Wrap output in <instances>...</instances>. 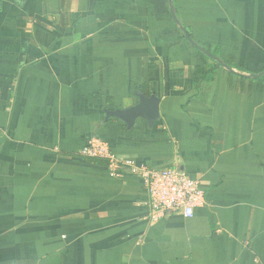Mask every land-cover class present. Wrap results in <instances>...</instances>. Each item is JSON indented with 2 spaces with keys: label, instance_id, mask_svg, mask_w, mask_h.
Listing matches in <instances>:
<instances>
[{
  "label": "crops",
  "instance_id": "1",
  "mask_svg": "<svg viewBox=\"0 0 264 264\" xmlns=\"http://www.w3.org/2000/svg\"><path fill=\"white\" fill-rule=\"evenodd\" d=\"M171 4L210 55L169 0H0V264H264V0ZM141 86L160 118L128 126ZM92 137L177 162L205 204L150 221Z\"/></svg>",
  "mask_w": 264,
  "mask_h": 264
},
{
  "label": "built area",
  "instance_id": "2",
  "mask_svg": "<svg viewBox=\"0 0 264 264\" xmlns=\"http://www.w3.org/2000/svg\"><path fill=\"white\" fill-rule=\"evenodd\" d=\"M84 157L105 159L112 176L122 177L123 169L142 180L147 193L148 218L156 221L173 215L191 217L197 206L205 204L204 191L198 178L190 176L178 163L149 165L120 156L98 137H92L80 148Z\"/></svg>",
  "mask_w": 264,
  "mask_h": 264
},
{
  "label": "water",
  "instance_id": "3",
  "mask_svg": "<svg viewBox=\"0 0 264 264\" xmlns=\"http://www.w3.org/2000/svg\"><path fill=\"white\" fill-rule=\"evenodd\" d=\"M169 3H170V12L172 14L173 20L179 25V28L183 32L186 40L191 45H193L197 50L207 55H210L206 49H204L202 46H200L191 38V36L187 33L186 29L179 23V20L177 19L174 13L171 0H169ZM223 66H227V65L223 64ZM258 75L259 74H252V76H258ZM159 103H160V98L157 97L156 95L151 94L149 96H146L144 94L139 93L138 102L136 104L127 107L125 109H118L112 111L111 114L118 117L122 121L126 122L128 126L133 125L135 120L139 117L144 118L147 121L148 125L151 126L156 120L160 118Z\"/></svg>",
  "mask_w": 264,
  "mask_h": 264
},
{
  "label": "trees",
  "instance_id": "4",
  "mask_svg": "<svg viewBox=\"0 0 264 264\" xmlns=\"http://www.w3.org/2000/svg\"><path fill=\"white\" fill-rule=\"evenodd\" d=\"M217 65H218V63H215L214 65H209V66H207V68L196 67L195 73L198 74L200 80H206L207 78H209V76L211 75V72L214 71V69L217 67ZM153 70H154V65L152 62H149V73H150V75L153 74ZM146 89H147V87H146ZM146 89L144 88V86L139 87V91H141V93L143 92L144 94L148 93V91H147L148 89L147 90ZM148 94L151 95L152 93L150 92ZM92 160L105 161V159L97 158V157H93Z\"/></svg>",
  "mask_w": 264,
  "mask_h": 264
}]
</instances>
